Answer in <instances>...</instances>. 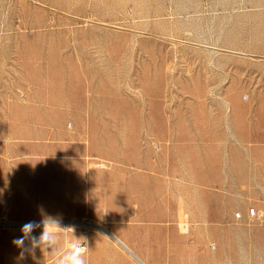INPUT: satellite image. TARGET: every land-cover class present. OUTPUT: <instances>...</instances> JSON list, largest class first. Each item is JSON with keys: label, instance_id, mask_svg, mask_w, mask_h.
Returning <instances> with one entry per match:
<instances>
[{"label": "rangeland", "instance_id": "1", "mask_svg": "<svg viewBox=\"0 0 264 264\" xmlns=\"http://www.w3.org/2000/svg\"><path fill=\"white\" fill-rule=\"evenodd\" d=\"M0 106L19 147L46 144L30 136L45 109L66 113L81 164L139 195L174 165L166 207L206 216L213 264H264V0H0Z\"/></svg>", "mask_w": 264, "mask_h": 264}, {"label": "crops", "instance_id": "2", "mask_svg": "<svg viewBox=\"0 0 264 264\" xmlns=\"http://www.w3.org/2000/svg\"><path fill=\"white\" fill-rule=\"evenodd\" d=\"M3 108L0 106V264H55L63 254L65 241L73 239L70 231L60 234L55 249L45 253L36 249L35 258L26 253L18 259L21 250L12 241L22 236L23 224L42 219L41 206L48 215L62 216L63 227L74 226L76 238L86 239L87 264H213L214 255L219 256L224 250L222 246L213 250L212 228L206 226L205 215L177 211L171 204L166 207V184L175 182L164 180V175L175 171L174 165L170 169L157 166L158 175L141 182L151 190L139 195L131 191L129 181H118V171L124 170L90 171L81 164L85 161L82 158L89 157L90 149L65 144L70 138L62 117L66 113L55 115L56 111L45 109L44 118L39 121L51 126L44 130L34 127L29 135L45 137L46 144L19 147L11 136L13 125L21 116L13 109L5 112ZM42 154L51 161L61 158L50 164H34L30 157ZM44 173L50 184L59 183L49 185L48 194V185L38 186ZM99 177L110 178V182L106 194L97 201L93 195L86 196L85 189L92 193ZM21 188L27 191L20 194ZM76 189L77 195H73ZM7 219L16 222H6ZM198 219L204 222L199 229ZM41 231L42 228L37 229L33 235L39 236Z\"/></svg>", "mask_w": 264, "mask_h": 264}, {"label": "clouds", "instance_id": "3", "mask_svg": "<svg viewBox=\"0 0 264 264\" xmlns=\"http://www.w3.org/2000/svg\"><path fill=\"white\" fill-rule=\"evenodd\" d=\"M39 212L42 219L40 221L30 220L23 224L21 227L22 236L14 238L12 241L21 250L18 259H23L26 253L35 258L36 249H40L43 253L48 252L49 249H55L60 241V234L70 231L73 239L65 241V250L58 256L55 264H87L86 256L89 247L85 238L74 236L75 227H63L62 216L48 215L42 206L39 208ZM41 228L39 236L33 235L37 229Z\"/></svg>", "mask_w": 264, "mask_h": 264}]
</instances>
